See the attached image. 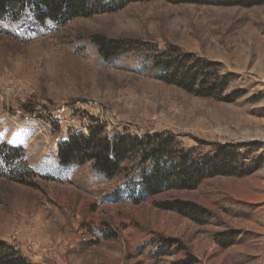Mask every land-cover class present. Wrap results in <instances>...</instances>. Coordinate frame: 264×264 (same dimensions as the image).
I'll return each mask as SVG.
<instances>
[{"label":"rangeland","instance_id":"obj_1","mask_svg":"<svg viewBox=\"0 0 264 264\" xmlns=\"http://www.w3.org/2000/svg\"><path fill=\"white\" fill-rule=\"evenodd\" d=\"M103 38V43L99 40ZM166 49L229 80L221 97L161 79ZM171 135L195 157L237 150V171L148 196L150 162L108 178L62 164L73 135ZM0 242L33 264H264V3L133 1L39 22L0 18ZM169 206H173L170 208Z\"/></svg>","mask_w":264,"mask_h":264},{"label":"trees","instance_id":"obj_2","mask_svg":"<svg viewBox=\"0 0 264 264\" xmlns=\"http://www.w3.org/2000/svg\"><path fill=\"white\" fill-rule=\"evenodd\" d=\"M133 1L147 0H0V18L17 20L34 12L39 22L52 20L66 24L81 16L115 11ZM217 5H254L264 0H169ZM103 38L99 43H103ZM104 44V43H103ZM166 49L156 60L160 78L198 96L221 97L229 80L206 72L203 60L191 59V54ZM104 130L91 127L89 134L73 135L59 146L62 164L94 161L95 168L108 178L116 176L123 163L130 159L150 162L151 167L143 173L142 187L146 195L152 196L172 188L194 189L205 178L237 171L238 152L223 145L214 155L197 158L189 150L181 148L171 135L134 136L117 133L102 135ZM0 156L13 163L22 157V150L6 144L0 148ZM173 208V206H169ZM0 264H33L13 247L0 242ZM173 264H193L184 260Z\"/></svg>","mask_w":264,"mask_h":264}]
</instances>
